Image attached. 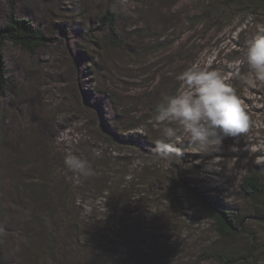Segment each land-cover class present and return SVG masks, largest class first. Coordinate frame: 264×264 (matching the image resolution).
<instances>
[{"label":"rangeland","instance_id":"1","mask_svg":"<svg viewBox=\"0 0 264 264\" xmlns=\"http://www.w3.org/2000/svg\"><path fill=\"white\" fill-rule=\"evenodd\" d=\"M212 1L14 0L15 17L40 25L50 42L34 54L5 46L9 83L5 96H0V151L13 149L20 136L40 124L62 152L64 147L81 150V143H87L106 158H124L137 175L144 169L151 173L148 181L138 176L133 180L140 183V190L156 181L149 189L156 196L144 198L155 202L135 209L146 215L156 210L150 208L154 205L166 216L140 229L142 264H215L202 255L216 252L236 257L240 264H264V206H254L240 190L242 180L252 172H258L264 182V85L252 83L247 65L239 63L247 40L264 28V4L243 0L222 7L220 17L216 11L217 16L206 20L204 12ZM9 10L0 0V26ZM106 11L116 15L115 28L123 42L120 50L110 45L107 26L99 29ZM196 62L226 77L250 116L249 130L223 138L210 154L193 153L185 140L177 146L184 151L181 161L159 158L150 151L151 142L165 125L158 124L155 113L146 107L158 106L165 95L175 94L179 74ZM129 104L136 108L131 110ZM126 105L128 114L122 112ZM138 114L143 116L140 121ZM111 123L121 128L136 124L141 130L117 132ZM180 172L243 218L236 238H219L212 221L182 192L177 209L171 206L163 184ZM7 192L2 198L10 204ZM11 211L13 217L16 210ZM8 218L0 224L5 230L0 241L4 238L1 242L11 249L16 247V232Z\"/></svg>","mask_w":264,"mask_h":264},{"label":"trees","instance_id":"2","mask_svg":"<svg viewBox=\"0 0 264 264\" xmlns=\"http://www.w3.org/2000/svg\"><path fill=\"white\" fill-rule=\"evenodd\" d=\"M4 1L10 10L5 23L0 26L1 97L5 96L9 83L5 46L10 44L34 54L50 42L40 25H33L29 19L15 17L14 0ZM241 1L213 0L208 3L204 16L208 20L210 15L217 16L214 13L219 11L220 17L222 7L235 6ZM246 1L264 4V0ZM116 21V15L106 11L99 19V29L107 26L110 45L120 50L123 42L117 34ZM135 105L129 104L131 110L136 108ZM146 108L156 115L155 103ZM122 112L128 114L130 108L122 109ZM142 119L143 116L138 114L136 120ZM110 125L117 132L125 129L126 132L141 130L138 129L141 126L136 124L123 128L118 124ZM129 141L136 144L137 140ZM14 143L13 149L7 147L0 151L1 171L4 170L5 174L4 179L0 180V224L8 215L10 228L16 232V247L8 249L3 243L4 238L1 240L3 242L0 241V264H142L144 246L137 242L140 229L143 225L147 229V223L158 222V218L165 215L154 205L150 208L156 210L146 215L142 209H135L136 206H144V202H155L149 197L148 200L144 198L145 195L156 196L153 192L149 193L156 181H151V186L145 184L148 189L140 190V183H134L133 180L138 176L148 181L152 178L151 173L144 169V173L137 175L132 167L126 165L124 158H106L94 152L87 143H81V150L70 151L64 147L62 152V147L55 145L45 125L38 124ZM150 151L154 153V142H151ZM66 153L87 158L94 175L81 178L79 183L68 180L66 176L72 173L67 172L63 164ZM153 177L157 178L156 175ZM2 183H6L9 189ZM163 185L164 192L171 195L172 207L177 209L180 204L177 196L182 192L212 221L219 238L234 239L240 234L239 226L243 218L212 200L203 189L184 177L183 172ZM163 185L160 184L157 189H162ZM240 190L242 197L254 206H264V182L258 172L244 177ZM6 192L11 195V205L2 198ZM13 207L16 211L12 217ZM134 218L140 220L139 223ZM1 225L0 233L4 230ZM202 258L215 264H240L238 258L228 257L221 252L202 255Z\"/></svg>","mask_w":264,"mask_h":264},{"label":"clouds","instance_id":"3","mask_svg":"<svg viewBox=\"0 0 264 264\" xmlns=\"http://www.w3.org/2000/svg\"><path fill=\"white\" fill-rule=\"evenodd\" d=\"M239 63L247 65L252 83L264 85V28L247 40ZM178 80L181 83L175 94L165 95L157 106L155 119L165 126L154 140L156 156L181 161L184 151L177 146L185 140L193 153L210 154L218 150L223 138L249 130L246 107L220 71L196 62ZM63 164L72 173L66 178L75 183L94 175L87 158L68 153Z\"/></svg>","mask_w":264,"mask_h":264}]
</instances>
